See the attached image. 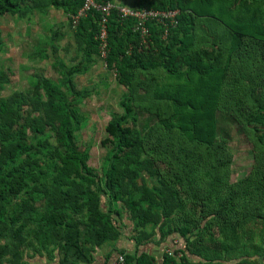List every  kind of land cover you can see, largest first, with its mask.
<instances>
[{"label": "trees", "instance_id": "16d2710c", "mask_svg": "<svg viewBox=\"0 0 264 264\" xmlns=\"http://www.w3.org/2000/svg\"><path fill=\"white\" fill-rule=\"evenodd\" d=\"M81 6L0 0V17L18 20L61 10L75 44L65 62L62 34L49 28L33 55L56 77L31 72L26 88L0 97V264H24L26 249L89 263L124 228L136 247L154 235L181 236L185 246L161 264H264V0H132L134 8L177 10V23L163 38L162 26L147 22L145 46L136 20L113 10L104 61L99 13L71 23ZM97 60L122 91L93 167L78 133L87 117L80 105L95 86L77 78ZM10 76L0 69V90ZM232 130L252 151L251 168L235 180L225 149ZM118 255L124 264H157L137 248Z\"/></svg>", "mask_w": 264, "mask_h": 264}, {"label": "rangeland", "instance_id": "374dc122", "mask_svg": "<svg viewBox=\"0 0 264 264\" xmlns=\"http://www.w3.org/2000/svg\"><path fill=\"white\" fill-rule=\"evenodd\" d=\"M131 1L115 0L127 5ZM49 28L57 29L62 34L58 39V44L61 45L59 54L65 62H69L75 54V44L66 15L61 10L51 9L48 15L42 17L35 14L29 20H18L8 14L0 17V38L5 45L0 52V69L11 72L10 82L0 90V97L26 88L31 72L40 71L46 76L56 77L49 62L33 55L34 49L43 44L45 36L51 34ZM77 83L78 86H95L92 94L80 105L87 117L78 133V143L89 147V164L99 167L106 153V146L102 144L105 137L104 126L110 112L120 111L118 102L122 89L117 85L114 73L108 72L101 60H97L87 74L78 76ZM227 142L226 153L233 159L231 178L235 180L251 168V146L233 130Z\"/></svg>", "mask_w": 264, "mask_h": 264}, {"label": "built area", "instance_id": "2783aa9c", "mask_svg": "<svg viewBox=\"0 0 264 264\" xmlns=\"http://www.w3.org/2000/svg\"><path fill=\"white\" fill-rule=\"evenodd\" d=\"M95 10L99 13V29L97 38L99 40V58L105 60L107 55V28L108 18L114 10L121 18L132 17L136 20L135 30L140 33L141 44L147 46L148 28L147 22L155 21L159 23L162 28V37L165 38L168 33V28L176 25L177 10H159L154 8H134L127 4H120L112 1H98V0H82V6L76 14L71 15V23L73 26L77 25L80 17L90 11ZM114 264H124L122 255H118Z\"/></svg>", "mask_w": 264, "mask_h": 264}, {"label": "crops", "instance_id": "0c3cea01", "mask_svg": "<svg viewBox=\"0 0 264 264\" xmlns=\"http://www.w3.org/2000/svg\"><path fill=\"white\" fill-rule=\"evenodd\" d=\"M184 246V239L178 234L174 233L160 242L157 236L154 235L150 241L136 247V244L133 240V232H131L129 228H124L120 237L115 242L105 243L100 247H96V249L93 251L94 257L91 262L79 264H114L118 256V250L132 253L136 248L139 252L148 253L155 259L157 264H161L164 253H167L170 250L183 248ZM188 256L191 261H196L198 258L191 254H188ZM22 260L24 264H60L59 255L57 252H55L53 256H49L45 252H37L33 249H26V253L24 254ZM3 264L9 263L5 261Z\"/></svg>", "mask_w": 264, "mask_h": 264}]
</instances>
